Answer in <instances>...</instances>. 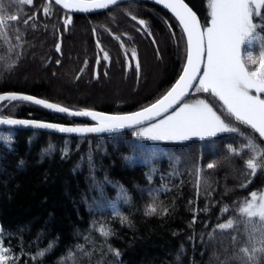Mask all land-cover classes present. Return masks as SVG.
<instances>
[{"label":"trees","instance_id":"obj_1","mask_svg":"<svg viewBox=\"0 0 264 264\" xmlns=\"http://www.w3.org/2000/svg\"><path fill=\"white\" fill-rule=\"evenodd\" d=\"M185 2L201 24H206L210 19L208 0ZM48 3L34 0V7H14L10 14L19 15L21 22L0 29V93L22 92L75 110L125 113L155 101L178 77L185 59V39L175 18L162 7L134 0L94 14H70L52 3L45 16L43 8ZM128 10L137 16L136 21ZM34 13L36 21L24 25L23 20ZM66 15H72L73 24L64 29ZM139 19L146 25H140ZM147 31L154 34L158 46L151 43ZM97 39L109 53L110 64L97 66V56H102ZM57 42L61 43L60 53L55 50ZM259 47V41L244 46L254 52ZM133 48L141 64L139 74L131 57ZM24 63L42 71L46 81L36 73L22 80L27 76L21 73ZM62 70L68 73L69 85L58 94L54 86ZM112 77L125 86L119 97L97 86ZM72 85L80 89L78 93ZM197 94L193 89L188 99ZM198 95L219 109V102L209 93ZM3 105L0 115L86 122L28 103ZM226 119L237 132L182 144L143 141L134 131L67 137L0 129V244L10 249L15 264H206L212 251L220 264H251L241 249L264 247L254 231L260 221L258 217L250 221L239 209L252 199L253 192L259 198L264 189V168L253 176L245 167L253 155L246 147L248 141L264 149V138L234 119ZM228 145L238 154H231ZM209 162H216L217 168L207 169ZM197 169H201L199 176ZM153 198L168 208L167 214L145 215V206ZM97 203L103 211L90 212ZM224 207L228 211L222 213ZM117 213L127 216L130 223L122 224ZM228 220L233 222L232 228H217ZM102 229H110L112 235L105 237ZM220 246L225 247L223 253ZM115 250L120 251L119 258ZM39 251L44 256L33 260ZM179 252L183 255L177 263L174 255ZM256 256L259 262L264 254L257 252Z\"/></svg>","mask_w":264,"mask_h":264},{"label":"snow or ice","instance_id":"obj_2","mask_svg":"<svg viewBox=\"0 0 264 264\" xmlns=\"http://www.w3.org/2000/svg\"><path fill=\"white\" fill-rule=\"evenodd\" d=\"M122 2L123 0H54L55 5L62 6L67 12L84 13L108 10L110 7H118ZM155 3L168 9L181 26L186 36V62L183 63L182 71L175 82L154 102L141 107L138 111L108 114L89 108L73 110L34 95L5 91L0 93V101L30 103L72 117H87L94 123L71 125L0 115V125L31 126L35 129H49L78 135L114 133L122 129H133V135L143 141L182 144L192 138L203 141L207 138L237 132L238 129L226 119L230 117L235 122L250 127L259 134L260 138H264V0H208L210 19L204 25L185 0H155ZM51 4L52 0H49L48 5L43 8L45 16H49ZM24 5L34 7V0H7V2L0 0V29L13 22L19 24L21 17L10 13L14 7ZM128 14L133 21L137 20V16L131 14L130 10ZM36 19L37 16L34 13L24 19L23 24L29 25ZM257 20L260 22L257 23ZM138 23L145 26L147 22L139 19ZM62 24L64 29L72 25V15H66L62 19ZM95 31L96 29L93 28L94 34ZM146 34L152 37L151 43L158 46L154 34L151 31H147ZM114 38L120 40L119 35ZM253 41H259L258 52L244 48L246 43L251 45ZM96 47L102 52V56H97V66H100L102 62L110 64L111 57L107 51H104L99 39L96 41ZM120 47L124 49L127 57L128 51L123 41ZM55 50L57 53L61 52L60 42L55 44ZM156 51L159 52L158 47ZM131 57L135 60V71L139 74L141 64L135 48L131 50ZM55 62L58 65L61 63L60 60ZM96 75L98 78L100 73L97 72ZM193 89L196 93H209L219 102V109L204 99L186 102ZM246 147L252 149L253 155L245 161V167L254 176L258 169L264 168V149L251 139ZM227 148L231 154H238L231 145ZM217 166L216 162H209L206 167L212 170ZM196 171L199 176L201 169ZM199 183L198 179V187ZM121 191H124L122 186ZM206 195L211 194L206 193ZM251 196L252 199L246 200L239 211L250 221L252 218H259L260 225L254 228V231L260 234V243L264 245V195L257 198V194L253 192ZM94 210L103 211V208L97 203L94 209H89L90 212ZM168 211V208H162L156 202V198L145 206L146 216L167 214ZM221 211L227 212L228 208L224 207ZM117 215L122 224L130 223L127 216L120 213ZM195 219L194 214L193 223ZM232 227L231 220L217 225L219 230ZM101 231L105 237L112 235L110 229ZM9 251L10 249L0 244V264H15V258L10 257ZM241 251L251 264H264V257H261L258 262L256 256L257 252L264 254V247L257 249L253 246L251 251L245 247ZM44 254V251H39L32 259L42 258ZM114 255L119 258L121 253L115 250Z\"/></svg>","mask_w":264,"mask_h":264},{"label":"rangeland","instance_id":"obj_3","mask_svg":"<svg viewBox=\"0 0 264 264\" xmlns=\"http://www.w3.org/2000/svg\"><path fill=\"white\" fill-rule=\"evenodd\" d=\"M157 59L159 60L160 57L157 58ZM161 60H163V58H161ZM22 69H23V71L21 73L27 74V76L23 77L22 80L25 81L29 77H31L32 75H34L36 73L38 75V77H40L43 81H46V75L42 71H39V72L38 71H35V69H33L32 67H30V65H28L26 63H24L22 65ZM16 74H14V75H16ZM52 76H54V75H52ZM67 78H68V73L65 72V70H62V73L57 76V79H56V82H55L54 91L56 93H58V94L61 93L62 87L64 85H69V81L67 80ZM104 85H105V87H103ZM104 85L98 84L97 86L99 88H107V90L110 91V92H112V95H114L116 97L121 96L122 93H123V91H122L123 88H121L123 85H121V83H119L117 81V79H115L114 77H112L111 79H107V81H105ZM123 87H125V86H123ZM72 89H73V91L75 93H78L79 90H80L75 85H72ZM195 99L196 98L190 99V100H188L186 102H191L192 100H195ZM197 99H204V98H197ZM204 100H206V99H204ZM262 195H264V189H263L262 193L260 194V196H262ZM39 234L41 235V233H39ZM207 240H210V239H207ZM218 250L221 251V253H223L225 251V247L220 246V249H218ZM215 252L216 251H212L211 252V255H210V258H209V262H207L206 264H220L221 263V261H219L218 255ZM182 255H183V252H179L178 254L174 255V259L177 261V263H179V258ZM226 257L228 258L227 255H226Z\"/></svg>","mask_w":264,"mask_h":264},{"label":"water","instance_id":"obj_4","mask_svg":"<svg viewBox=\"0 0 264 264\" xmlns=\"http://www.w3.org/2000/svg\"><path fill=\"white\" fill-rule=\"evenodd\" d=\"M125 1H130V0H123V2ZM143 1H147V2H151L153 4H156L160 7H162L163 9H165L166 11H168L172 16L173 14L168 10L166 9L163 5H160V4H157L155 3V0H143ZM52 2H54V0H52ZM59 8H61L62 10L66 11L65 9L62 8V6H59L57 5ZM101 11H104V10H95V11H92V12H89V13H84V12H78V11H73V12H69V13H72V14H94V13H98V12H101ZM174 17V16H173ZM198 17V16H197ZM175 18V17H174ZM199 19V18H198ZM176 20V19H175ZM177 21V20H176ZM178 22V21H177ZM179 24V23H178ZM180 26V25H179ZM181 27V26H180ZM182 30V28H181ZM185 37V41H186V36ZM186 62V57H185V61ZM182 71V70H181ZM178 78V77H177ZM175 82V81H174ZM171 87V86H170ZM169 87V88H170ZM5 101H0V104L3 103ZM7 103L11 102V101H6ZM30 104V103H29ZM34 105V104H32ZM34 106H38V105H34ZM40 108H43L42 106H38ZM45 109V108H43ZM46 111L50 112V113H53V114H56V115H59V116H64V117H69V118H72V119H75V120H84L86 121L87 123H84V124H91V123H94L93 121L90 120V118H87V117H72V116H68L67 114H62V113H57V112H54L52 110H49V109H45ZM139 110V109H138ZM138 110H135V111H138ZM95 111H98V110H95ZM99 112H102V111H99ZM105 113V112H104ZM108 114H111V113H108ZM14 118H19V119H31V118H20V117H14ZM42 121H46V120H42ZM48 122H51V121H48ZM57 123V122H55ZM71 125H75V124H71ZM3 128H16V129H28V130H38V131H44V132H50V133H54V134H57V135H63V136H71V137H92V136H100V135H108V134H115V133H120V132H124V131H128V130H131V129H122V130H119L118 132H114V133H101V134H88V135H78V134H68V133H60L56 130H49V129H35V128H32L31 126H28V127H24V126H5V125H0V129H3Z\"/></svg>","mask_w":264,"mask_h":264}]
</instances>
